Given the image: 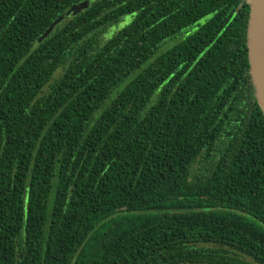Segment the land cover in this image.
I'll use <instances>...</instances> for the list:
<instances>
[{"label": "trees", "instance_id": "16d2710c", "mask_svg": "<svg viewBox=\"0 0 264 264\" xmlns=\"http://www.w3.org/2000/svg\"><path fill=\"white\" fill-rule=\"evenodd\" d=\"M80 1L0 0V264H264L249 4Z\"/></svg>", "mask_w": 264, "mask_h": 264}, {"label": "water", "instance_id": "95a60500", "mask_svg": "<svg viewBox=\"0 0 264 264\" xmlns=\"http://www.w3.org/2000/svg\"><path fill=\"white\" fill-rule=\"evenodd\" d=\"M96 0H82L60 15L45 31L40 40L48 36L56 25L68 16L79 15ZM250 6L247 28V50L250 65V78L255 97L264 115V0H246Z\"/></svg>", "mask_w": 264, "mask_h": 264}, {"label": "rangeland", "instance_id": "374dc122", "mask_svg": "<svg viewBox=\"0 0 264 264\" xmlns=\"http://www.w3.org/2000/svg\"><path fill=\"white\" fill-rule=\"evenodd\" d=\"M114 31H115V29H114V28H112V29L110 30V33H113ZM110 33H109V34H110Z\"/></svg>", "mask_w": 264, "mask_h": 264}]
</instances>
